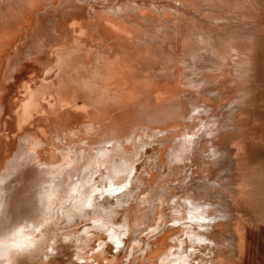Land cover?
<instances>
[{
	"label": "bare ground",
	"instance_id": "1",
	"mask_svg": "<svg viewBox=\"0 0 264 264\" xmlns=\"http://www.w3.org/2000/svg\"><path fill=\"white\" fill-rule=\"evenodd\" d=\"M167 2L0 0V235L27 222L34 241L0 253V264H121L124 250L128 264L221 263L224 209L198 196L185 174L179 193L162 185L177 144L165 118L183 121L202 159L228 156L190 134L194 105L180 87L212 55L199 23L218 6ZM216 38L229 41L221 48L234 42L220 53L235 58L242 42ZM196 169L206 173L207 163ZM248 237L239 242L251 251Z\"/></svg>",
	"mask_w": 264,
	"mask_h": 264
},
{
	"label": "rangeland",
	"instance_id": "2",
	"mask_svg": "<svg viewBox=\"0 0 264 264\" xmlns=\"http://www.w3.org/2000/svg\"><path fill=\"white\" fill-rule=\"evenodd\" d=\"M201 1L167 2L170 5L218 6V9L212 10L215 17L212 21L199 23L211 35L212 55L205 52L199 58V64L194 62L199 66L180 82L181 89L194 105L187 111L186 120L193 123L187 129H190V134L203 137L207 141L206 146L215 142L222 144L221 151L228 156L223 161L211 162L205 157L209 154L204 153L202 159L190 143L191 139L198 138L188 137V130L183 131V121L174 117L165 118L166 126L174 125L172 137L177 144L170 151L173 168L162 185L170 186L179 193L180 190L175 187L183 184L182 175L185 174L186 181L190 179L198 183L193 188L199 191L198 196L224 209L223 216L216 219L220 225L218 240H222L218 251L224 253L218 260L220 264H264V0ZM231 33L242 42L237 55L232 53L235 58L220 53L230 45L234 46V42L221 48V41H229L223 40L224 37L220 40L216 38V35ZM203 92L207 93V97L202 100ZM200 124L203 125L199 130ZM141 142L147 143V140L142 138ZM123 153L132 161L129 149ZM182 154L189 159L181 161ZM201 160L207 163L208 170L204 174L196 169ZM221 164L226 165L228 179L218 183ZM91 178L87 181L89 185L96 182ZM138 178L137 191L140 193L145 188V178L142 175ZM175 178L177 180L170 184ZM255 229L260 234L258 239L254 237ZM244 233L249 236L251 251L239 242ZM119 254V263H131L128 251Z\"/></svg>",
	"mask_w": 264,
	"mask_h": 264
},
{
	"label": "clouds",
	"instance_id": "3",
	"mask_svg": "<svg viewBox=\"0 0 264 264\" xmlns=\"http://www.w3.org/2000/svg\"><path fill=\"white\" fill-rule=\"evenodd\" d=\"M31 228L29 223L24 222L0 235V253L8 254L13 250H22L26 246H31L34 243L30 235Z\"/></svg>",
	"mask_w": 264,
	"mask_h": 264
}]
</instances>
